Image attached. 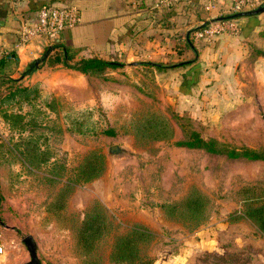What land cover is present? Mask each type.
Listing matches in <instances>:
<instances>
[{
    "label": "rangeland",
    "instance_id": "374dc122",
    "mask_svg": "<svg viewBox=\"0 0 264 264\" xmlns=\"http://www.w3.org/2000/svg\"><path fill=\"white\" fill-rule=\"evenodd\" d=\"M164 76L159 75L155 85L141 81L140 89L151 100L74 103L70 92L56 95L37 79L38 97L30 103L0 102V219L14 225L13 231L1 223L0 228L15 238L12 255L24 260L19 264L30 258L22 241L26 234L34 238L42 264H135L138 259L146 264H264V233L241 215L245 197L264 196V160L175 143L183 138L184 124L221 147L264 150V49L253 50L247 61L232 68L230 78L213 80L212 90L204 87L197 102H183L186 108L163 100L162 94L176 92L166 86ZM11 81L0 96L16 84L24 85ZM151 110L168 120L172 137L128 134L138 117ZM109 126L113 135L101 132ZM170 147L176 151L165 152ZM93 150L103 152L104 170L67 191L64 183L76 177L80 181L86 174V159ZM159 150L163 155L156 157ZM138 157L152 163L148 180L156 182L152 187L159 195L151 203L146 184H141L139 206ZM108 171L114 180L127 173L136 183L125 184L131 177L109 181L104 177ZM110 183L123 196L116 198L118 203L110 197ZM148 206L157 209L152 223L138 219V207ZM92 208L106 215V233L88 249L78 228L84 212ZM142 227L150 236L142 240L136 234V251L125 258L131 261L112 258L117 236Z\"/></svg>",
    "mask_w": 264,
    "mask_h": 264
},
{
    "label": "crops",
    "instance_id": "0c3cea01",
    "mask_svg": "<svg viewBox=\"0 0 264 264\" xmlns=\"http://www.w3.org/2000/svg\"><path fill=\"white\" fill-rule=\"evenodd\" d=\"M152 1L0 0V92L4 85L11 84V80L22 82L26 79L22 83L29 85L41 79L44 89L48 88L56 95L65 96L70 92L71 102L74 103L81 101L92 104L96 103L97 98L124 104L133 102L135 98L151 100L152 96L140 89L141 81L155 85L159 75H165L166 86L176 92L172 96L162 94L161 97L164 101H177L179 107L186 108L182 106L183 102H197L204 87L210 89L215 85L213 80L230 78L232 68L247 61L253 50L264 49V10L237 16V31L219 33L212 40L194 38L190 42L188 36L194 29L218 16L229 14L225 12L227 0H211L209 5L208 0L180 1L167 12L152 9ZM51 3L74 5L79 10V21L64 28L55 38L69 49L73 57L98 56L120 60L122 65L108 68L104 73L106 77L100 79L61 63L47 66V62L39 60L36 64L35 59L40 58L48 46H52L51 53L57 50L52 45L53 40L35 36L27 43H19L17 28L22 19L32 22L39 6ZM257 6H264V0H257ZM154 63L161 64V68ZM183 72L186 75L181 77ZM135 82H138V87H135ZM136 93L138 97L134 95ZM155 94L156 98H161L158 92ZM176 133L180 134V130ZM164 150L171 153L176 148ZM164 150H159L156 157L162 156ZM151 164L146 162V158L138 157V206L141 184H146L151 203L159 199L158 190L152 187L156 182L148 180L147 172L151 171ZM105 175L109 181L119 183L122 178L127 180L131 177L125 184L136 183L133 176L127 173H122L115 180L110 171ZM108 187L112 190L109 194L111 198L114 197L113 202L118 203L116 198L122 199V194L119 196L111 183ZM151 208L138 207V219H148L152 223L157 209ZM13 226L3 227L13 231ZM4 233L13 243H8V257L2 264L24 262L13 258L15 238L8 231Z\"/></svg>",
    "mask_w": 264,
    "mask_h": 264
},
{
    "label": "trees",
    "instance_id": "16d2710c",
    "mask_svg": "<svg viewBox=\"0 0 264 264\" xmlns=\"http://www.w3.org/2000/svg\"><path fill=\"white\" fill-rule=\"evenodd\" d=\"M188 39L190 42L193 41L194 37L192 34L191 36H188ZM52 45L56 47L57 50L51 53L50 47L52 46H48L47 49H49V51L45 59H43V62H47L49 64L61 63L76 71L91 75H103L108 68L122 65V61L120 60L105 59L98 56L73 57V54L69 51V49L61 45V43L56 39L53 40ZM154 64H156L159 69L161 68V64ZM39 88L40 82L37 80L29 85L16 84L4 96H0V102L8 100L14 103H30L33 98L38 97L37 93L39 92ZM148 113H150V115L145 116L142 114L141 117H138V120H136L137 122H134V124L136 123L134 128L133 126H130L132 130L128 132L136 136H150L151 138L155 139L169 138L173 136V128L170 126L168 120L165 117L159 116L157 113L152 112V110ZM181 126L183 138L175 141L177 145L192 148H203L214 153L225 152L230 157L244 156L250 159L264 160V150L253 148H243L238 150L236 148L221 147L217 144L215 139H206L202 137L198 130L191 127L186 128L184 124H181ZM101 132L107 135H113L115 130L109 126L102 129ZM28 151L31 152V149ZM43 153L44 152H42V154ZM47 159V156L44 158L41 157L36 161V163ZM86 160V165L88 166L86 174L80 181L78 180V177H76L75 180L69 179L66 183H64L66 187H68L67 191L71 190L72 187L76 185V183L80 184L86 180L94 178L101 174V172L104 170L105 157L103 152L93 150L89 153V156ZM243 203L246 204V208L244 209V212L241 213V215H247L250 217L264 233V196H247L245 197ZM93 209L94 208L84 212L83 218L81 219V226L78 228L79 239L83 245H86L88 249H93L99 238L106 233V215H104V213L100 210L93 211ZM136 234L142 240H144L147 236H150L149 230L145 227L134 228L132 229V233L130 232L118 235L110 253L112 254V258L117 256L119 258H124L122 262L131 261V259L126 260L125 258L132 257L136 251ZM135 264L146 263L144 261H139L138 259V262Z\"/></svg>",
    "mask_w": 264,
    "mask_h": 264
},
{
    "label": "built area",
    "instance_id": "2783aa9c",
    "mask_svg": "<svg viewBox=\"0 0 264 264\" xmlns=\"http://www.w3.org/2000/svg\"><path fill=\"white\" fill-rule=\"evenodd\" d=\"M189 0H153L152 9L167 11L173 4ZM211 0H208L209 5ZM257 0H227L226 9L229 14L251 9L256 6ZM80 19L79 10L69 4H42L38 7L30 22L22 19L17 28L18 42L27 43L35 36H44L48 40H54L59 33L67 27L75 25ZM239 23L236 17L215 19L207 21L192 31L195 39L212 40L217 34L226 31H237ZM11 56V55H9ZM13 243L7 238L0 228V264L4 263L8 251V243Z\"/></svg>",
    "mask_w": 264,
    "mask_h": 264
},
{
    "label": "water",
    "instance_id": "95a60500",
    "mask_svg": "<svg viewBox=\"0 0 264 264\" xmlns=\"http://www.w3.org/2000/svg\"><path fill=\"white\" fill-rule=\"evenodd\" d=\"M264 10V6H257L255 8L246 9L238 12H234L227 15L218 16L216 19H226L231 17H237V16H243V15H249V14H255L260 11ZM49 49L46 50V52L40 57L35 59L36 64L39 62V60L45 59ZM186 75L185 72L181 74V77H184ZM0 222L4 224V222L0 219ZM22 241L27 247V250L29 252L30 258L27 260L24 264H42L38 255H37V246L34 238L31 234H26L22 237Z\"/></svg>",
    "mask_w": 264,
    "mask_h": 264
}]
</instances>
